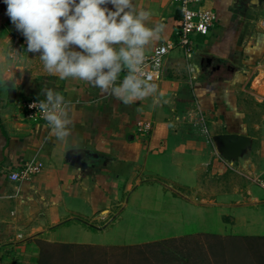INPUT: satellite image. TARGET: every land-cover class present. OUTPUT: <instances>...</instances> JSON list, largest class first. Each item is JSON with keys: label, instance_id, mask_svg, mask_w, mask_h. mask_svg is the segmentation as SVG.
I'll use <instances>...</instances> for the list:
<instances>
[{"label": "crops", "instance_id": "crops-1", "mask_svg": "<svg viewBox=\"0 0 264 264\" xmlns=\"http://www.w3.org/2000/svg\"><path fill=\"white\" fill-rule=\"evenodd\" d=\"M249 1L194 5L217 19L207 35L192 36L191 61L173 48L154 83L160 103L149 96L125 105L49 75L0 0V264H264V192L252 181L264 170V141L246 85L264 78V6ZM133 2L163 25L147 54L176 42L175 0ZM42 89L70 102L67 142L51 137L47 122L24 119V102L45 99ZM139 123H150L149 133ZM219 134L251 138L243 165L221 158ZM28 161L41 170L11 182L9 172ZM140 174L177 189L142 184ZM141 191L160 200L135 199Z\"/></svg>", "mask_w": 264, "mask_h": 264}, {"label": "clouds", "instance_id": "clouds-1", "mask_svg": "<svg viewBox=\"0 0 264 264\" xmlns=\"http://www.w3.org/2000/svg\"><path fill=\"white\" fill-rule=\"evenodd\" d=\"M6 14L26 40L27 52L40 53L49 75L84 81L125 105L153 97L157 86L144 77L146 46L163 25L133 0H4ZM111 4L115 10L106 5ZM77 46L80 51L75 50ZM14 53L18 51L12 49ZM125 72L123 79L120 74ZM45 99L30 105L47 122L50 136L67 142L72 134L70 102L60 92L42 89Z\"/></svg>", "mask_w": 264, "mask_h": 264}, {"label": "built area", "instance_id": "built-area-1", "mask_svg": "<svg viewBox=\"0 0 264 264\" xmlns=\"http://www.w3.org/2000/svg\"><path fill=\"white\" fill-rule=\"evenodd\" d=\"M178 4V10L180 14L179 25L176 31V42L173 44L163 43L155 46L150 53L145 52V61L142 65V71L144 77L152 83H156L161 80L163 74L164 63L170 50L173 48H179L187 62L191 61L193 57L194 49L192 43L193 35L205 36L209 30L214 26L217 15L214 11L209 9L193 8L194 5L200 4L203 0H175ZM264 29V20L261 23ZM188 65V72L192 75L195 73V68ZM124 75L126 73L124 72ZM123 79V78H122ZM40 100H29L24 102L23 111L24 119L32 122H46L37 108L30 107L34 103H38ZM139 131L143 134L149 133L151 130L150 123H139ZM42 168V164L36 161H28L21 165L17 170H12L8 174V179L11 182H20L28 180L33 175L37 174ZM252 181L261 188L264 192V170L252 177Z\"/></svg>", "mask_w": 264, "mask_h": 264}, {"label": "water", "instance_id": "water-1", "mask_svg": "<svg viewBox=\"0 0 264 264\" xmlns=\"http://www.w3.org/2000/svg\"><path fill=\"white\" fill-rule=\"evenodd\" d=\"M248 4L264 6V0H250ZM111 4L106 5L111 8ZM217 152L227 162H238L243 165L249 157L251 148V138L242 134H219L213 138ZM66 158L74 160L73 152L69 151ZM76 165H78L76 163ZM85 166V163L79 165Z\"/></svg>", "mask_w": 264, "mask_h": 264}, {"label": "rangeland", "instance_id": "rangeland-1", "mask_svg": "<svg viewBox=\"0 0 264 264\" xmlns=\"http://www.w3.org/2000/svg\"><path fill=\"white\" fill-rule=\"evenodd\" d=\"M254 79L248 81L246 85L249 89L252 86L251 90L254 92V95L256 97V100L252 101V103H254L253 111H254V115L256 116L255 121H258L260 123L261 129H255L253 131L254 133L257 132L259 134L258 136L260 137V140L264 141V94L262 93L264 92V78L259 77L255 80ZM255 81L259 82L260 84L259 88L253 87V83ZM260 162L264 163V158H262ZM138 178L140 179L142 184H159L161 186H173L175 187V189H177L176 185L171 184L169 180L164 179L161 176H149L146 174H140ZM135 199L152 200V201L160 200V198L153 191H148V192L141 191L137 196H135Z\"/></svg>", "mask_w": 264, "mask_h": 264}]
</instances>
